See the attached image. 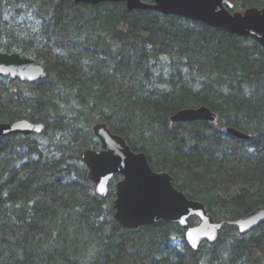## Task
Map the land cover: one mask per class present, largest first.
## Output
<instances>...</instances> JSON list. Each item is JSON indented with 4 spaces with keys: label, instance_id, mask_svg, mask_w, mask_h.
Here are the masks:
<instances>
[{
    "label": "trees",
    "instance_id": "1",
    "mask_svg": "<svg viewBox=\"0 0 264 264\" xmlns=\"http://www.w3.org/2000/svg\"><path fill=\"white\" fill-rule=\"evenodd\" d=\"M236 9L264 0H230ZM0 52L47 69L39 82L0 76V123H42L0 138V264H264V224L225 225L197 250L188 228L115 220L116 176L100 197L83 162L105 123L168 173L215 222L264 206V47L252 37L123 2L0 0ZM206 106L216 123L171 122ZM234 128L251 135L238 139Z\"/></svg>",
    "mask_w": 264,
    "mask_h": 264
},
{
    "label": "water",
    "instance_id": "2",
    "mask_svg": "<svg viewBox=\"0 0 264 264\" xmlns=\"http://www.w3.org/2000/svg\"><path fill=\"white\" fill-rule=\"evenodd\" d=\"M71 1L91 5L123 2L129 11L152 10L199 21L212 28H223L233 35L252 37L264 47V8L250 7L244 12H231L234 4L230 0ZM0 76L35 83L47 77V69L33 58L19 53L0 52ZM217 119L216 113L203 106L181 110L171 117V122L216 123ZM44 128L42 123L27 119L0 123V138L15 134L41 135ZM227 133L238 139L251 138V135L234 128H228ZM93 134L101 142L102 148L86 150L83 162L89 170L88 178L94 183L100 197L108 195L110 183L116 176L121 177L116 184L114 209L115 220L122 227L138 229L164 221L188 228L189 220L198 218L199 223L189 227L185 234L191 248L197 250L204 242L215 243L225 225L237 226L241 234H248L264 224V206L238 220L215 222L203 203L189 199L178 190L170 174L155 172L145 153L134 152L126 140L114 134L105 123L95 124Z\"/></svg>",
    "mask_w": 264,
    "mask_h": 264
},
{
    "label": "rangeland",
    "instance_id": "3",
    "mask_svg": "<svg viewBox=\"0 0 264 264\" xmlns=\"http://www.w3.org/2000/svg\"><path fill=\"white\" fill-rule=\"evenodd\" d=\"M236 11L244 12L245 10L243 11L242 9H236ZM119 180H120V179H119ZM119 180H117L115 184H117V182H118Z\"/></svg>",
    "mask_w": 264,
    "mask_h": 264
},
{
    "label": "flooded vegetation",
    "instance_id": "4",
    "mask_svg": "<svg viewBox=\"0 0 264 264\" xmlns=\"http://www.w3.org/2000/svg\"><path fill=\"white\" fill-rule=\"evenodd\" d=\"M147 1H149V2H153V0H147ZM231 9H233V8H231ZM231 9H230V11H231ZM234 12V11H233Z\"/></svg>",
    "mask_w": 264,
    "mask_h": 264
}]
</instances>
